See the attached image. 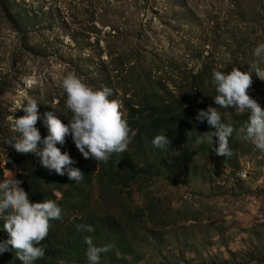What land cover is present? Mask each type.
<instances>
[{
	"label": "rangeland",
	"instance_id": "obj_1",
	"mask_svg": "<svg viewBox=\"0 0 264 264\" xmlns=\"http://www.w3.org/2000/svg\"><path fill=\"white\" fill-rule=\"evenodd\" d=\"M260 43L264 0H0V182L8 171L19 179L21 163L3 141L18 136L13 118L25 115L18 108L25 100L38 102L42 138L45 112L71 115L61 83L67 74L93 89L110 88L109 99L118 102L132 89L125 98L139 102L144 73L173 90L183 83L185 89L203 65L237 67L252 72L254 95L264 91L254 73L264 68L253 55ZM123 57L130 60L122 65ZM236 137L231 156L194 154L185 179H141L115 190L93 182L76 216L120 221L114 238L132 251L117 253L125 257L117 264H264V151L240 132ZM33 163L42 168L40 160ZM28 185L21 184L27 193ZM47 190L59 199L52 186ZM104 261L110 263L109 254Z\"/></svg>",
	"mask_w": 264,
	"mask_h": 264
},
{
	"label": "clouds",
	"instance_id": "obj_2",
	"mask_svg": "<svg viewBox=\"0 0 264 264\" xmlns=\"http://www.w3.org/2000/svg\"><path fill=\"white\" fill-rule=\"evenodd\" d=\"M253 55L264 62V43L255 47ZM228 59L231 57L229 56ZM204 66L207 68L206 65H203L196 74ZM208 70H210L208 72L210 84H207L206 87L211 86V91L205 92V87L201 90V94L211 95L208 100L205 99L210 104L200 105L193 102L190 106L196 109L191 120L194 123L191 125L195 126L196 122H200L209 127L205 128V133L200 135V145L197 143L194 146L198 140L190 141L186 150L192 151L193 158L194 148H197L198 145V153L199 151L213 150L218 156H231L233 147H229V145L234 146L235 139L238 138L236 136L240 132L256 149L264 151V95H259L261 91L254 95L248 94V91L254 88L251 86L252 72H242L237 67H232L230 72L212 71L209 68ZM254 73L264 81V68L257 65ZM196 74L190 75V82L188 78L186 79V90L193 86ZM102 82L109 85L107 81ZM61 83L66 93V107L70 110L71 115L57 117L54 111L45 112L43 123L46 127L42 129L43 132H48L45 137L42 138L39 130L35 127L40 118L37 109L38 102L34 99H27L25 100L26 104L22 103L18 107L22 108L25 113L19 118H13L12 126L18 136L6 138L3 141V144L9 147L10 152L18 160H20L19 154H25V157L32 155L34 156L32 163L40 160L42 164L40 169L39 163L37 166H34L33 163L35 169L46 173H51L54 170L59 175L67 174L70 180L79 181L83 176L82 166L90 172L98 173L104 169V162L106 163L113 153H119V156L122 155V157L131 156L134 158L136 156L134 151L146 148V145L159 149L168 147L169 141L164 133L158 132L154 137L148 136L146 128L141 122L142 117L149 113L142 107L147 101L146 99L152 101L162 98L152 92L150 85L144 83L143 86L142 83L145 98L141 103L142 101H134L131 97L125 98L127 93L134 91L132 89L124 91L122 101L110 100L109 97L112 95L110 88L93 89L75 73L67 74ZM149 83L154 82L150 81ZM153 85L166 86L173 97L180 95L185 90L184 85L181 90L177 88V85L173 90L166 84L154 83ZM187 105L189 104L184 102L183 106ZM236 114L239 116L236 117ZM147 118L148 115H146ZM194 119L196 120L193 121ZM188 135H190L189 132ZM38 145L42 146L38 148ZM184 146L182 144L181 149ZM70 147H73L77 152V155L72 158L65 151ZM72 164L73 167H71ZM93 182L101 183L98 180ZM21 184L22 181L16 179L11 171H8L5 179L0 182V221H3V229L8 234V239L0 242V254L8 251L10 245L16 250V258L22 264H35V261L45 255V246L41 242L48 235L50 221L60 220L62 209L53 200L32 202ZM102 186L107 187L105 184ZM110 189L115 190L114 188ZM76 228L79 231H94L90 225L78 224ZM2 233L4 234L0 229V234ZM84 243L87 245L85 252L87 264H100L102 254L110 251L109 245L97 246L91 236H85Z\"/></svg>",
	"mask_w": 264,
	"mask_h": 264
},
{
	"label": "trees",
	"instance_id": "obj_3",
	"mask_svg": "<svg viewBox=\"0 0 264 264\" xmlns=\"http://www.w3.org/2000/svg\"><path fill=\"white\" fill-rule=\"evenodd\" d=\"M119 60L123 65L130 60V57H123V59ZM208 72L210 70L204 66L194 78L193 86H196V88L192 86L175 97L172 96L171 91L166 86H154V83H149L150 81L146 79L145 73L144 76L141 75L143 77V80H141L143 86L144 83L145 85H150L152 92L162 97L145 102L142 107L148 110L149 113L146 114L148 118L146 119V115H144L141 122L146 128L148 136L154 137L158 132L164 133L169 141L168 147L159 149L146 145L147 149L140 148L134 151L136 152L134 158L131 156L122 157V155L119 156V153H113L109 160L106 163L104 162V169L98 173L90 172L82 166L81 173L83 176L79 181L70 180L67 174L59 175L54 170L51 173H46L35 169L32 163L34 156L25 157V154H19L21 169L18 170L19 175L17 178L22 180V182L29 183L28 194L30 200L32 202L53 200L62 209V218L50 221L48 235L41 242L45 246V255L35 261V264H87L85 236H91L97 246H110V251L102 254L100 264H105L104 257L107 254L112 258H110L109 264L120 263V260L125 258L120 257L118 259L115 257L117 253L121 254V256L130 254L132 246L129 242L121 237L114 238L120 232V221L110 217H96L90 213L80 218L76 216L78 209H83L86 204L84 197L85 188L89 187L94 180H98L109 188L118 189V186H127L130 182L137 183L141 179H144L143 182L145 183H152V181L154 182L158 179L171 181L172 178H177L178 175L183 179L188 178L189 166H194V163H192V151L186 150V146L190 141H197L200 135L205 133V130L209 127L207 124L203 125L200 122H196L197 125L195 126L191 125V123H194L191 120L196 109L192 108L190 104L193 102L200 105L204 103L210 104L205 99L208 100L211 95L201 94V90L207 84H210ZM183 84L177 85V88L181 90ZM146 94L149 95L148 93ZM259 95L263 96L264 91L259 93ZM184 102L189 105L183 106ZM141 103H143V100ZM188 132L190 135H188ZM182 144L185 146L181 149ZM148 147L150 150H148ZM65 151L68 152L71 158L77 155L73 147ZM194 153H198L197 148H194ZM71 167H73V164ZM49 185L61 193V197L58 200L52 199L51 195L47 196L46 191L50 190H47ZM139 190L141 195L146 197L147 191L143 187L142 190ZM140 212V210H137L134 212L137 214L133 215H139ZM78 224L90 225L94 231H79L76 228ZM0 229L5 234H0V242H4L8 239V234L3 229V221H0ZM15 251L9 245V250L0 254V264H22L16 258Z\"/></svg>",
	"mask_w": 264,
	"mask_h": 264
}]
</instances>
